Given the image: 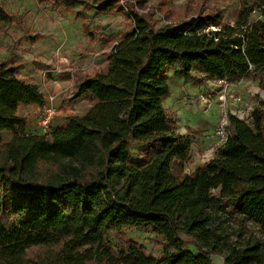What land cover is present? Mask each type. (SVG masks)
Instances as JSON below:
<instances>
[{"label":"trees","instance_id":"1","mask_svg":"<svg viewBox=\"0 0 264 264\" xmlns=\"http://www.w3.org/2000/svg\"><path fill=\"white\" fill-rule=\"evenodd\" d=\"M144 3L58 0L121 15L125 29L104 70L67 76L89 108L49 133H25L18 110L43 106V94L21 65L0 61V264H215L213 256L264 264V109L244 120L230 115L215 158L189 174L174 167L189 159L192 139L165 108L175 67V78L197 84L205 79L195 70L264 83V0L244 1L233 25L221 10L202 8L176 23L165 11L159 29ZM17 20L0 6V27ZM136 226L155 236L160 257L127 237Z\"/></svg>","mask_w":264,"mask_h":264},{"label":"rangeland","instance_id":"2","mask_svg":"<svg viewBox=\"0 0 264 264\" xmlns=\"http://www.w3.org/2000/svg\"><path fill=\"white\" fill-rule=\"evenodd\" d=\"M244 1L252 0H144V9L154 16L156 29L168 23L165 11H173L175 19H172V22L176 23L189 16L199 15L202 8L221 10L224 23L231 25L235 24ZM0 6L18 18L11 25L0 27V61L14 66L21 65V75L24 79L37 85L40 92L45 93L47 97H56L54 128L64 125L69 116H82L88 110L89 103L74 99V81L67 80V76L72 77L74 71L78 70L92 75L106 68L110 48L120 40L119 33L125 29L124 18L121 15H99L95 11L89 12L78 6L65 8L58 4V0H0ZM259 18V13H254L251 19ZM84 20H87L90 29L96 32L97 41L88 37ZM176 69L177 67L168 73L172 96L165 101V108L178 131L186 127L188 133H206L205 122L200 123L203 129L187 128L186 125L190 124H187L185 114H188V111L195 113L190 116L194 121L192 123L202 115L209 117L211 114L216 116L218 121L221 114L218 97L222 87L227 86V104L233 107L231 111L236 113L235 115H244L247 119L255 108L264 109V83L254 77L234 83L220 82L195 70L193 77L204 78L205 83L199 90H193L196 82L175 78ZM184 87H190L194 97L181 100L179 97ZM201 95H211V106L208 107L200 101ZM18 114L28 122L29 128L24 130L25 133H42L36 124L40 115L38 108L29 110L22 106ZM1 136L5 141H9L13 134L6 131ZM134 155L138 159V149L134 151ZM194 160L192 156L185 163L176 164L174 169L178 172L194 173L197 170ZM126 235L144 245L154 256L162 255L163 249L156 244L155 236L150 231L136 226L128 229ZM190 249L195 252L194 247L191 246ZM213 260L215 264L222 263L221 257L213 256Z\"/></svg>","mask_w":264,"mask_h":264},{"label":"crops","instance_id":"3","mask_svg":"<svg viewBox=\"0 0 264 264\" xmlns=\"http://www.w3.org/2000/svg\"><path fill=\"white\" fill-rule=\"evenodd\" d=\"M181 79H189V78H181ZM190 80H192V79H190ZM203 84H197V83H195V85L193 87V90H199L201 88V85H203ZM170 88H171V86H170ZM182 90H183V93L181 92L180 93V97H179L181 100L182 99H185L186 100V99H188V97H192V96L194 97L193 90L190 87H184ZM42 94H43V97L46 99L47 95H45V93H42ZM171 94H172V89H171ZM171 94L169 95V97L166 100H168L172 96ZM228 106L231 109L233 108V107H231L229 105V103H228ZM23 107H27L30 110V109H33V108L34 109H37V108L39 109L41 106H38L36 104H31V105H28V106H24L23 105ZM218 107H219V105H218ZM193 113L194 112H189L188 111V114H185V116H186L185 117V120H187L186 121L187 124H190V125H186L187 128H190V129H197L198 127H201L202 128V126H201L200 123L205 122V124H206L205 130L207 132L206 133H203L201 135H195V134H192V133H188V130L186 129V127L184 128L185 130L184 129L183 130H179V131L177 130V132H179L183 136L190 137L192 139V142L193 143H192V146H191V149H190L189 158L192 157V156L194 157V159H195L194 160V163L197 164L196 165V168L198 170V169H204L205 166H206V164L208 162H210L212 159L215 158L216 152H217L218 148L220 146H222V144L219 143L218 139L215 136V129H216V125H217V122H218L217 121V117L216 116L214 117L212 114L209 117L202 115L201 117H198L197 118V120H196L195 123H192L194 121L191 120L190 116L193 115ZM205 118L207 120H209V121L207 122V120ZM203 119L205 121H203ZM189 122H191V123H189ZM64 124H65V122H64ZM3 132H6V131H3ZM193 151H195V152H193ZM207 152H208V156L210 155L209 157L206 156V153ZM221 262H222L221 264H224L223 258H221Z\"/></svg>","mask_w":264,"mask_h":264},{"label":"built area","instance_id":"4","mask_svg":"<svg viewBox=\"0 0 264 264\" xmlns=\"http://www.w3.org/2000/svg\"><path fill=\"white\" fill-rule=\"evenodd\" d=\"M233 25V24H231ZM220 82H224L222 80H217ZM227 86L222 87L221 92L219 94L218 100L220 101V109L221 114L218 117V122L215 129V136L218 139L220 144H223L229 134H230V121L229 116L233 115L237 118L244 120L245 116H237L236 113H233L231 111V108L227 104V96H226ZM237 99H235L236 101ZM200 101L205 104L206 106H211V95H201ZM56 102L55 96H49L44 98V104L41 106L38 110H40V115L37 117L36 124H38L37 127L41 129L42 133L40 134H46L53 130V122L56 117V108L54 106V103ZM250 117V115L247 116V119ZM26 128H29L28 122L26 121ZM56 128V127H55Z\"/></svg>","mask_w":264,"mask_h":264}]
</instances>
